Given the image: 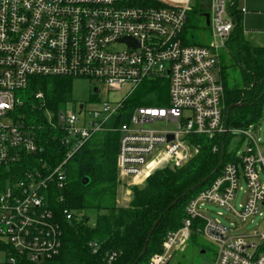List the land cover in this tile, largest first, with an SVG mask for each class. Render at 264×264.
Returning a JSON list of instances; mask_svg holds the SVG:
<instances>
[{"label":"built area","instance_id":"obj_1","mask_svg":"<svg viewBox=\"0 0 264 264\" xmlns=\"http://www.w3.org/2000/svg\"><path fill=\"white\" fill-rule=\"evenodd\" d=\"M143 6L136 0H0V168L22 154L43 153L35 131L16 120L25 100L20 92L32 77H83L112 88L136 86L148 79L167 78L168 104L135 106L128 119L112 125L124 104L104 101L101 108L85 105L59 109L57 124L67 159L95 133L119 132L117 172L120 184L140 185L157 169L181 167L200 150L195 135L214 139L230 131L250 141L234 161H226L209 185L191 198L183 225L170 231L161 252L149 264H170L193 234L216 243L213 264H264V151L252 136L256 125L226 128L225 85L220 54L235 28L233 0H211L212 40L185 42L184 31L192 0H157ZM242 12H246L243 7ZM125 38H133L129 44ZM122 44L124 48H117ZM96 88V87H95ZM99 89V88H98ZM97 92V91H96ZM42 92L36 97L42 98ZM81 105L83 107L81 108ZM50 122L54 115L48 112ZM173 123L162 129L153 124ZM218 149V146H215ZM51 167L42 160L15 183L0 188V264H41L62 247L60 215L73 220V211L57 207L65 199L67 161ZM131 189V188H130ZM129 195L131 191H128ZM244 200L236 204L238 194ZM212 207L219 208L211 216ZM225 211V212H224ZM227 216V222L221 217ZM262 216L261 225L245 229ZM95 251L96 243L90 244ZM115 258V253L109 260Z\"/></svg>","mask_w":264,"mask_h":264},{"label":"trees","instance_id":"obj_2","mask_svg":"<svg viewBox=\"0 0 264 264\" xmlns=\"http://www.w3.org/2000/svg\"><path fill=\"white\" fill-rule=\"evenodd\" d=\"M143 6H161L157 0H136ZM237 0L231 5L235 28L231 54L232 63L225 71V103L236 105L229 113V126L244 128L245 124L258 121L264 110V46L250 44L242 33L238 15ZM202 10L193 4L188 12L187 25L206 28L202 21ZM185 39V38H184ZM186 42V39H185ZM187 43V42H186ZM228 48V47H227ZM72 79L69 77H32L29 87L20 92L25 103L16 109V120L26 128L35 131L38 142L45 147L43 153L22 154L16 163L0 168V188L15 183L31 169H40L42 160L55 167L65 161L69 152L62 143V130L57 124V112L72 101ZM42 92V98L36 97ZM157 97V96H156ZM151 96L146 101L125 102L123 113L112 119L118 126L128 119L135 106L161 104L162 97ZM48 112L54 115L50 122ZM233 134L228 131L214 139L195 135L200 150L189 162L181 167L157 169L143 185L132 186V196L122 207L118 206L119 179L117 152L119 132L108 130L95 133L67 160L68 183L64 189L65 199L57 207H69L74 213L73 220L60 215L63 242L60 253L41 264H149L155 252H161L163 242L170 231L183 225L186 206L199 191L207 187L211 179L221 172L226 161H234L236 154L228 151ZM218 146V149H215ZM226 153L222 163V152ZM89 183L84 184L83 178ZM210 177L206 182L203 180ZM85 210L97 212L96 222ZM163 215L142 254L144 243L155 221ZM196 234H193L190 238ZM189 240V241H190ZM97 244V250L90 244ZM115 253V258L109 256Z\"/></svg>","mask_w":264,"mask_h":264},{"label":"rangeland","instance_id":"obj_3","mask_svg":"<svg viewBox=\"0 0 264 264\" xmlns=\"http://www.w3.org/2000/svg\"><path fill=\"white\" fill-rule=\"evenodd\" d=\"M193 3H195V0H192ZM207 0H202V4H206ZM199 4V2H198ZM192 5V3H191ZM190 24V23H189ZM189 24L186 26L185 31H184V36L186 39L187 44L192 45V44H205L207 41L210 39V32L207 28H195V27H190ZM249 28V26H247ZM261 32L264 33V25L259 26ZM250 37H253L251 35ZM253 41V40H252ZM234 42V41H233ZM258 41H254L256 43ZM117 48H124L122 44H117ZM229 50V49H228ZM229 52H231L229 50ZM222 63H223V76L225 71L227 72H234L236 68L233 67H228L226 69V66H230L232 63V59H230L229 55L227 53H223L222 56ZM224 78V77H223ZM72 83H73V90H72V101L69 102L66 107L69 108L70 110L74 111L77 110L80 104L85 105V114H87V111L89 109H98L102 107V104L104 101H110V102H119L121 100L127 99L128 102H132L137 100L139 101H146L148 100L151 96H153V100L155 101V97H162L161 104L167 105L168 104V98H169V86L170 82L167 78L163 79H148V81L136 86L135 88L134 85L128 83L123 85L122 87L118 88H112L105 84L104 82H99L96 81L94 82L90 78H83V77H73L72 78ZM95 87L99 88V90L96 92L94 89ZM156 97V98H157ZM256 125L254 131L251 132L252 136L255 137L256 139H260L261 143V149L264 151V110L262 116L258 119V121L245 124L244 126L249 127L251 125ZM153 126H156L158 128L165 129L169 127L170 129L175 128L177 125L173 123H166L164 122H157L153 124ZM238 127H233L231 129H236ZM232 133V132H231ZM232 140L229 144L228 151L234 152L235 154L240 155V153L248 147L250 141L247 137H243L241 134H233L231 137ZM200 144V143H199ZM144 184V183H143ZM140 184V185H143ZM137 186V185H135ZM131 185H119V192H118V197H117V202H121L123 204L128 203V197H131L132 191H131ZM128 190L131 191L130 195H128ZM243 194H238L237 199H236V204L238 205L244 200ZM212 212H210L211 216H215L216 213L214 211L218 210L219 208H214ZM225 212V211H224ZM85 214H87L90 218L91 221L90 223L93 224L96 222V215L97 212L95 210H85ZM227 216L228 213L226 214L225 217H221V219L224 222H227ZM262 216L257 215V217L254 218V221H248L245 225V229L247 230H253L260 226L262 223ZM218 246L216 243H212L208 241L203 235L201 234H196V236L193 237L190 241H188L185 245H183L181 248L176 250L172 261L170 264H213L214 263V257L217 254ZM159 253L155 252L154 254ZM154 254L152 256H154ZM1 255V253H0ZM151 256V257H152ZM150 257V258H151ZM1 258V256H0Z\"/></svg>","mask_w":264,"mask_h":264},{"label":"crops","instance_id":"obj_4","mask_svg":"<svg viewBox=\"0 0 264 264\" xmlns=\"http://www.w3.org/2000/svg\"><path fill=\"white\" fill-rule=\"evenodd\" d=\"M199 2V4H198ZM211 0H207L206 4H202V0H195V3L192 2V6L193 4H196L200 7V9L202 10V21L201 23H204V25H206V28L209 30L210 34H212V29H211V24L207 23V19H205V15L206 12H210V7H211ZM238 3V15H240L241 23H242V33L245 37V39L250 43V44H254L257 46H264V33L261 32L263 30L259 29V26L264 25V0H237ZM246 7V12H242V8ZM249 26V28L247 27ZM251 35H253V37H250ZM210 39L209 41H207V43H205L204 45H207L211 40H212V35H210ZM232 39L230 38L227 43L226 46L224 48H222L221 54H220V67H221V76L223 75V53H227L230 57V59H232V54L231 52H229V50L231 51V47H232ZM253 40V41H252ZM254 41H258L256 43H254ZM228 47V48H227ZM229 49V50H228ZM232 63V62H231ZM233 64V63H232ZM232 66V65H231ZM224 81V78H223ZM119 179V178H118ZM119 185L120 181H119ZM129 191V190H128ZM119 192V191H118ZM129 195V193H128ZM128 200L130 199V197L127 198ZM121 203V202H118ZM123 204V203H121ZM124 205V204H123Z\"/></svg>","mask_w":264,"mask_h":264},{"label":"water","instance_id":"obj_5","mask_svg":"<svg viewBox=\"0 0 264 264\" xmlns=\"http://www.w3.org/2000/svg\"><path fill=\"white\" fill-rule=\"evenodd\" d=\"M205 15V19H207V23L208 24H210V15H209V13L208 12H206V14H204ZM124 40H126L129 44H136V41H135V39H131V38H125ZM95 91H98L99 89L96 87L95 89H94ZM236 105H230L229 107H228V111H227V115H226V119H225V123H226V128L228 129L229 128V113H230V111L233 109V107H235ZM83 107V105H81V108ZM223 154H222V163L224 162V160H225V155H226V153H224V151L222 152ZM210 177H207V178H205L204 180H203V183L204 182H206L208 179H209ZM83 183L84 184H88L89 183V178L88 177H84L83 178ZM118 206L119 207H122L123 206V204H121V203H118ZM162 218H163V215H161L156 221H155V223L153 224V226L151 227V229H150V233L148 234V237H147V239H146V241H145V243H144V249H143V252H142V254H144L146 251H147V249H148V243H149V241H150V238H151V236L153 235V232L155 231V228L157 227V225L160 223V221L162 220ZM137 263V261L134 263V264H136Z\"/></svg>","mask_w":264,"mask_h":264}]
</instances>
